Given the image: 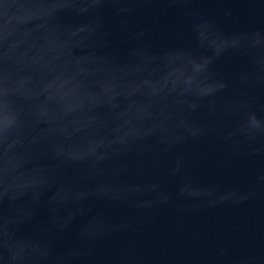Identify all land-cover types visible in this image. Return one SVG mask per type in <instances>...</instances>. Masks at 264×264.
<instances>
[{
  "label": "water",
  "instance_id": "95a60500",
  "mask_svg": "<svg viewBox=\"0 0 264 264\" xmlns=\"http://www.w3.org/2000/svg\"><path fill=\"white\" fill-rule=\"evenodd\" d=\"M0 264H264V0H0Z\"/></svg>",
  "mask_w": 264,
  "mask_h": 264
}]
</instances>
